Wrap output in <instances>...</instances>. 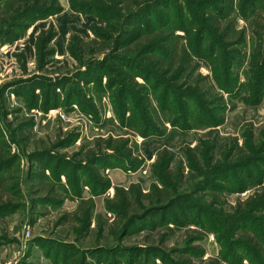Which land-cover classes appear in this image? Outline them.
I'll list each match as a JSON object with an SVG mask.
<instances>
[{
    "label": "rangeland",
    "instance_id": "1",
    "mask_svg": "<svg viewBox=\"0 0 264 264\" xmlns=\"http://www.w3.org/2000/svg\"><path fill=\"white\" fill-rule=\"evenodd\" d=\"M157 2L18 13L0 0V181L12 176L0 264H228L225 251L262 264L264 31L250 24L264 0ZM224 14L237 40L216 28ZM160 32L178 38L199 86L166 71ZM136 185L176 200L168 222L117 217L116 189ZM177 209L202 226L174 222Z\"/></svg>",
    "mask_w": 264,
    "mask_h": 264
},
{
    "label": "trees",
    "instance_id": "2",
    "mask_svg": "<svg viewBox=\"0 0 264 264\" xmlns=\"http://www.w3.org/2000/svg\"><path fill=\"white\" fill-rule=\"evenodd\" d=\"M71 1L74 2L75 0H71ZM96 1L100 2V1H104V0H96ZM157 1H158L157 6H164L163 5L164 0H157ZM13 2H16V5H17L16 8H17V11H19L18 13L22 12L23 10H25L31 6L34 7V9H37L40 5L44 6L46 8V10L48 9V11H51V12L57 11L60 9L58 6V0H13ZM115 2L117 3V5H120L124 9L137 8L143 4V0H115ZM143 13H145V10H143ZM138 15H141V13ZM255 17H257V18L252 21V23L250 24V27L252 29L253 35L261 37L259 31H255L254 28H259L261 33L264 31V16H262L261 14L260 15L258 14ZM214 19H215L214 23H215V26L217 29H220L223 25V36H225L227 38H231V39H228L231 41L238 39L237 36L240 33L233 32L234 30H233V26H232V23L230 21L229 15L224 14V17L217 16V17H214ZM219 26H220V28H219ZM160 39H161L160 44L164 45L163 48H164L165 52L168 53V55H169V57L166 59V62H165V65L167 66L166 71L172 72V69L173 70L178 69V71L182 75H184L185 77L193 78L192 81H193L194 85L199 86L201 84L200 83L201 78L198 77V79H195V75L191 74L192 73V71H191L192 68L190 66L191 61L189 60L187 54L184 53L183 47L179 46V43L177 40L178 38L176 36H173V34H171V33L160 32ZM200 92L197 91L196 94L199 93L201 95L202 93H200ZM1 158L2 157H0V170L4 167L3 165L6 164L4 162H1V161H3ZM11 178H12V176H5L4 179L3 178L1 179V181H0V192H6V193L9 192L6 188H7L8 180H10ZM116 192H117V197H118V198H116V200H118L119 205H117L116 209L113 211H115V213H117V217H124L127 219L128 213H131L133 210H135L139 213L142 212V214L140 216H136L135 214H132L133 218L130 220V223L138 222V221L143 222V221H146L145 218L148 216H155V215L157 216L158 214H160L162 220H158L157 224H159V225L164 224V223L168 222V220H163L164 219L163 215H167L171 211V209H173L174 206L176 205L175 204L176 200H170L168 203H166L168 201L169 194L163 190L155 189L150 194H145L143 192V189L140 186L136 185V186L130 187L128 191L116 189ZM143 201H148V203H149V205H151V207L148 209H145V207L143 205ZM250 201H251V199L250 200L248 199L246 201V203H249ZM3 203L2 202L0 203V210L6 209V208H4L5 204H3ZM158 203H162L163 205H159ZM180 208H182V207H180ZM186 208H188L187 211L188 210L193 211V209H196L192 205H189V204ZM80 211H81V213H80L81 216H80V218H78L79 222L81 224H84L86 222L89 224V222L92 218L91 209H87L86 207H82V208H80ZM179 212H180V210L177 209L174 213L177 216L183 215L184 217L182 218V220L177 219V220H174V222H184L185 225L186 224L189 225V224L194 223V224H198V225L202 226V224H199L197 222V220H189L188 217H190V216L187 214V212H185L186 214H182V213L179 214ZM200 212L201 211L199 209H197L196 217L198 216V213H200ZM230 219L232 220V223H233V221L236 222L238 220H244V219L251 220V217L249 218L248 216H243L242 214H237ZM224 221H225L224 225H226L227 220H224ZM157 224H156V226H157ZM242 228L245 229L244 226ZM218 242L220 245H222V243H223V240L219 236H218ZM227 244H229V243H227ZM133 251H135V250H133ZM228 252L229 251H225V255L223 256V259L225 261H227L228 264H237L236 262L232 261L233 256L230 257L227 254ZM262 256L263 257H262L261 263L264 264V252H262ZM240 262H241V260L239 261V263ZM242 262H243V260H242Z\"/></svg>",
    "mask_w": 264,
    "mask_h": 264
}]
</instances>
